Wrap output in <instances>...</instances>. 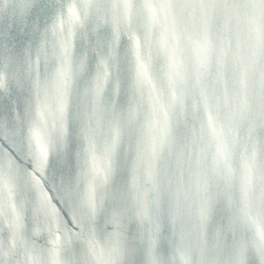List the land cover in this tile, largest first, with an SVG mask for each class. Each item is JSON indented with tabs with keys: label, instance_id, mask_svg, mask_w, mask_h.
Wrapping results in <instances>:
<instances>
[{
	"label": "water",
	"instance_id": "95a60500",
	"mask_svg": "<svg viewBox=\"0 0 264 264\" xmlns=\"http://www.w3.org/2000/svg\"><path fill=\"white\" fill-rule=\"evenodd\" d=\"M139 261L264 264L261 9L0 0V264Z\"/></svg>",
	"mask_w": 264,
	"mask_h": 264
},
{
	"label": "snow or ice",
	"instance_id": "6c2138e0",
	"mask_svg": "<svg viewBox=\"0 0 264 264\" xmlns=\"http://www.w3.org/2000/svg\"><path fill=\"white\" fill-rule=\"evenodd\" d=\"M105 2H108V0H105ZM118 3L120 4H131L133 2V0H117ZM199 3L201 4H205V5H218V4H221V3H228L229 0H198ZM233 3H239L240 5L244 6V7H249V8H252V7H259L261 9V20H262V27H264V0H232ZM65 106L68 110L69 113H71L73 107H74V104H75V101L73 100L72 98V95H71V91L70 90H66L65 92ZM137 251L140 252L141 255H143L144 253V249L141 248V249H137L135 246H130V249H129V254L134 258ZM68 258L69 260H71V253H68ZM137 264H143L142 261H139L137 262Z\"/></svg>",
	"mask_w": 264,
	"mask_h": 264
}]
</instances>
